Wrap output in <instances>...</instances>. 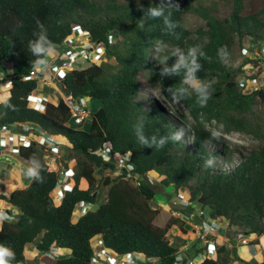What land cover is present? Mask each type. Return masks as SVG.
Wrapping results in <instances>:
<instances>
[{
    "label": "trees",
    "instance_id": "16d2710c",
    "mask_svg": "<svg viewBox=\"0 0 264 264\" xmlns=\"http://www.w3.org/2000/svg\"><path fill=\"white\" fill-rule=\"evenodd\" d=\"M154 2L159 0H0V70L12 82L11 96L0 102V125L35 123L43 132L63 137L77 154L71 176L74 185L65 190L61 203H55L51 194L60 186L61 173L45 159L47 148L36 140L21 147L20 156L38 165L41 180L33 178L25 188L0 194L2 205L19 210L18 218L4 221L0 228V242L13 247L16 264H28L30 245L35 246V255L52 247L65 251L55 264H93L92 239L98 235L106 248L120 256L134 253L142 255L144 264H179L178 245H173L168 234L174 227L186 233L188 223L175 217L160 225L163 209L152 205L159 195L195 223L208 218L229 222V229L250 236L248 244L260 243L254 235L264 234V121L255 120L252 112L254 106L264 104V89L242 90L238 79L242 68L235 69L231 61L236 45L246 38L264 44V0H227L233 9L225 18L216 11V0L210 4L174 0L179 9H171L172 19L178 23L173 32L165 30L163 18L142 20L143 8L155 6ZM189 13L205 21L194 32L185 26ZM37 20L45 25L57 49L78 32L77 27L105 48L100 63L69 70L60 80L64 98L54 97L42 110L31 107L27 99L40 89L41 82L27 78L35 69L36 57L27 45ZM157 41L167 47L157 50ZM193 46L204 53L197 75L212 86L213 95L205 107L196 103L195 94L173 100L166 89L178 87L182 76L161 80L159 74L164 67L159 57L170 49L179 47L186 52ZM222 46L230 52L227 65L217 55ZM176 60L177 56H171L167 65ZM142 72L168 101L187 109L189 117L185 118L191 128L186 135L192 140L181 135L180 140L169 141L160 149L139 144L134 126L141 119L149 137L182 133L183 127L165 102L143 92ZM81 97L100 103L90 113L85 130L71 124L67 102ZM208 124L218 125L224 133L249 134L261 145L244 150L221 135L219 140L211 139ZM107 146L111 153L128 157L133 175L138 176L136 183L134 177H126L125 168L120 174L97 177L99 170H118L115 161L107 160L103 153ZM208 157L214 158L212 167L205 166ZM149 175L155 180L148 179ZM83 179L88 182L86 189L81 188ZM101 187L107 189V199L97 206ZM179 194H185L187 205L174 202ZM80 202L94 206L76 218ZM204 213L208 216H202ZM216 251L214 256L207 248L198 252L204 255L199 264H243L227 243L216 245ZM252 262L264 264V260Z\"/></svg>",
    "mask_w": 264,
    "mask_h": 264
},
{
    "label": "clouds",
    "instance_id": "9594fccd",
    "mask_svg": "<svg viewBox=\"0 0 264 264\" xmlns=\"http://www.w3.org/2000/svg\"><path fill=\"white\" fill-rule=\"evenodd\" d=\"M154 3H155V6H151V4H149L148 7L143 8L142 20L143 21H147V20H155V19H158V18H163V23L165 25V30L168 31V32H173L178 27V23L172 19V11H171V9H172L173 6H175L177 9H179L178 3H175L174 0H159L158 3H156V2H154ZM140 7H143V6L140 4ZM78 33H79V31H78ZM32 35H33V38L28 41V45H27L28 51L31 52L32 56L36 57V59L33 61V65L32 66L34 68H36L37 71H41V72L46 71L49 68L50 59L54 58L55 55H56V46H55L54 42L49 38V35H48V32H47V29H46L45 25L39 20L36 21V30L33 31ZM80 36H82V35H80ZM253 45L255 47H257L258 50H260V51H262L263 48H264V44L260 45L259 43H255V42L252 45L246 47L244 45V41H243V44L240 45L241 53H242V48L243 47L249 48L250 51L253 52V50L255 48ZM166 47L167 46L164 44L163 41H157L156 42L157 50L163 51ZM57 51H58V49H57ZM217 55H218L219 60H220L221 63H223L225 65H227L229 63V61H230V52H229V50H228V48L226 46H222L221 48H219L218 52H217ZM242 55L244 56L243 53H242ZM171 56H177V60H176V62L174 64H172L169 67L167 65V61H168V59ZM203 56H204V53L202 51H200L197 46H193V47L188 48L186 52H185V50H183L182 48H179V47L174 48V49H170L168 51V54L163 55V56L158 58L160 60V63L164 65V67H162L160 69V73H159L160 77H161V80L165 76H168V77H171V76H177V77L178 76H182V79L180 81V85L178 87H168L166 89L167 93L176 102H179V101H182L184 99L190 98L193 94H195L196 103L199 104L201 107H205L207 105L208 100L212 97L213 92H212L211 84L208 83V82H205V80L203 78H200L197 75L198 70H200L202 68V64H201L199 58H201ZM244 57H246V61H249L248 64H251L253 62V59H251L250 57H247V56H244ZM104 59H105V57H104ZM243 69L244 68H242V71L240 73L244 72ZM247 76L248 75L244 74L242 77H238V79H239V87H240L241 80L245 79ZM7 80L10 82V86H6L2 82H0V86H1V88H4V89L8 90V89H11L12 82L8 78H7ZM54 80H57V82H58V81H60L62 79H54ZM40 81H42V80H40ZM57 82H55L56 88H57ZM241 89L244 90L243 88H241ZM55 91H58L61 94H63V91H62L61 88L55 89L51 95H53L56 98H58V97L55 95ZM39 92H40V89H37V90L33 91L28 96L27 99H28L29 105L31 107H33L32 104H40V102L38 100H34L33 99L34 97H38L39 95L48 96V98H49L48 103L51 102L52 100H54V97H51L50 94L49 95H44V94H40ZM246 92H248V91H246ZM58 99H60V98H58ZM88 100H90V99L88 98ZM45 107L37 106V107H33V108H37V109H41L42 110ZM89 120H90V118H89ZM28 123H30V122H28ZM84 123H82V124H84ZM33 124H35V123H33ZM71 124L72 125L74 124L72 122V120H71ZM35 125H37V124H35ZM78 125H81V124H78ZM37 126H39V125H37ZM9 127L11 128V130L16 131L15 124L12 125V126H9ZM134 128H135V134H136L137 140H138V142H139V144L141 146L150 147V148L155 147L156 149L163 148L165 146V144L168 143L169 141H178V140H180L181 139V135H182V133L177 132V133H173L171 136H159L158 137L156 135H152L151 137H149V136H147L145 134L143 119H141L134 126ZM44 133H46V132H44ZM48 135H50V134H48ZM54 136H56V135H54ZM57 138L59 140L58 144H61V141H60L61 137H57ZM211 139L219 140V133L218 132H212L211 133ZM31 141H33V140H31ZM58 144H56L54 146H57ZM46 148H47V151L52 149L51 147H46ZM106 148L110 149V146H107ZM106 148H104L103 150H105ZM0 153H2V154H4V153H6V154L7 153L14 154V153H12L10 151H6L4 149H3V151H0ZM20 153H21V148H20ZM20 153L16 154V155H20ZM103 153H104V151H103ZM109 153L112 156L116 155V154L111 153V151H109ZM116 156H118V155H116ZM122 158L125 159L126 162H129L128 161V157H122ZM214 162L215 161H214L213 157H208L207 159H205V166L206 167H212L214 165ZM117 167H118V170H116V171H119V174L122 173L123 168H125L127 170L126 167H122L121 169H120L119 166H117ZM126 173H127V171H126ZM23 174L26 177L34 178L36 180H41L40 176H39V173H38V171H37V169L35 167L25 168L24 171H23ZM126 177H127V175H126ZM148 178L150 179L149 176H148ZM63 180H64V178H63ZM63 180H62V182H63ZM61 183H60V186H61ZM60 186L58 188H56L51 194V197H52L53 200H54V197L57 198V200H58V201L54 200L55 203H61L62 202V200L64 198V195H65V190L68 188L67 187L65 189H62V192H59L58 189H61ZM93 206H94V204H93ZM93 206L90 209H92ZM77 209H78V205H77ZM77 209H76V212H77ZM0 210H6V211L12 213L15 216L14 219H11L10 216L0 213V224L1 225H2V223L4 221L15 220L17 218V216L15 215V212H13L12 210H10L8 208L6 209V207L5 208H0ZM80 215H82V214L77 215V213H76V218H79ZM228 229L229 228H226V230H228ZM96 237H98V238H100L102 240V247L101 248H103L106 252H108V253H110V252L111 253L112 252L116 253L113 250H110V249H108V248H106L104 246V242H103V239L101 238V236L98 235V236H95L94 238H96ZM93 239H92V245L94 246ZM248 239H249V241L251 240L250 236H248ZM249 241H248V243H249ZM241 243L242 244H248V243H243L242 241H241ZM54 248H55V250L53 251V253L55 254L56 251L59 250V249L56 248V247H54ZM205 248H207V245H206ZM95 250H96V248H95ZM95 253H96V251H95ZM40 254H41V252H39L38 255H35V260L33 262L39 260V257H40L39 255ZM56 258H57V256L55 254L54 258L46 257V258H43L42 260H43L44 264H46V260H50V259L56 260ZM102 260H104V259H101V261ZM182 260H183V258H182ZM33 262L31 264H33ZM144 262H145V260H144ZM199 263L200 262H198V264ZM0 264H16V253H15V250L9 244L4 243V242H0Z\"/></svg>",
    "mask_w": 264,
    "mask_h": 264
},
{
    "label": "rangeland",
    "instance_id": "374dc122",
    "mask_svg": "<svg viewBox=\"0 0 264 264\" xmlns=\"http://www.w3.org/2000/svg\"><path fill=\"white\" fill-rule=\"evenodd\" d=\"M212 0H201V2L204 3H211ZM217 1V9L216 11L218 12L219 16L221 18H225L228 17L231 14L232 11V5L227 2V0H216ZM205 24V21L203 19H201L199 16H197L196 14L193 13H189L186 15L185 17V26L190 29L191 31H196L197 29H199L200 27H202ZM74 38L77 40V42L83 43L84 42V37L80 36L78 32H74L73 34ZM254 42L252 39L250 38H246L244 40V45L246 47L252 45ZM57 49V48H56ZM59 53L58 54H62L64 55V51L67 52V54H70V56H72V59H76L75 64L79 66V68H85L87 66H89L91 64V62L86 61L83 57H82V50H80L77 54V49H75L73 46L68 45L67 43H64L63 45L60 46V48H58ZM76 54V55H75ZM234 55L235 58L231 61V66L234 67L235 69L238 67L244 68L243 71L244 72H248V73H254L256 71V66L253 64H248L249 61H246V57H244L241 53L240 50V45L237 44L235 49H234ZM108 62L110 64L115 65L116 62L114 59H109ZM238 73L239 77H242L245 73ZM140 79H141V83H142V89L143 92L148 95L151 96L153 98H155L157 101H159L160 103L165 102L166 105L175 112V118L179 121L182 122L183 127H182V136L184 137V139H191V137H189V135H186V132L191 128L190 124L188 123L187 119L185 118L186 116L189 117V113L187 111V109L185 107H182L178 104L172 103L170 101L167 100V98L164 97V95L162 94L161 90L159 87L151 85L148 80L146 79L145 76V72H142L140 75ZM55 82H57V80L52 79L50 76L44 74L43 75V79L40 82V89H43L45 92L49 93L50 95L53 93V91L57 88H60L57 85H55ZM6 90V89H5ZM51 97H54L53 95H51ZM89 110L95 111L97 108L100 107V103L91 99L89 100ZM176 113H179L181 115H178ZM252 115L254 116L255 120L257 121H264V104H258L256 106H254ZM191 120V119H190ZM90 120L87 119L86 122L84 124L78 125V124H73L74 127L76 128H81V129H87L89 126V122ZM207 129L211 130L212 132H218L219 135L223 136L224 138L228 139L233 145H237L238 147H243L244 150H249L252 148H258L261 145V142L259 140H257L256 138H254L253 136L243 133V132H239V131H234L232 133H224L221 128L218 125L215 124H208L207 125ZM191 136V135H190ZM65 140V139H64ZM66 142V140L64 141ZM63 141L61 142L60 148L56 149V146L51 147L52 149L48 150L46 153V160L48 162L49 165H51L53 168H55L57 171H59L61 174L64 175V180L61 183L60 188L64 189L65 187H69V186H73L74 185V181L72 180L71 176H72V169L75 167V162H76V158H77V154L75 151L72 150L71 146L66 142L64 143ZM0 151H3V149L0 148ZM10 154V153H8ZM104 154L107 158V160H116L115 156H112L109 151L108 148L105 149ZM234 160L237 161L238 160V155H235ZM18 162L15 158H13V156H7L5 155L2 156L0 158V167L1 169L3 168L2 165H4L7 162ZM26 168H28V166H25ZM4 172V170H3ZM0 172V177L4 176V173ZM119 174V171H115L113 172L112 170L109 169H102L99 170L97 172V177L100 178L102 176H108V175H116ZM150 180L153 181L155 180L154 176L149 175ZM157 178V177H156ZM149 179V178H148ZM70 183V184H69ZM81 188H88V182L84 179L81 182ZM107 198V189L104 187H101L100 189V195H99V201H97V206L100 204V202H105ZM174 202L179 205L182 204L180 201H178V199L176 198L174 200ZM153 207H162L163 212L160 216V219L158 221V223L160 225H165V223L167 221H169L171 218H175V210L172 209V204L171 203H166L165 199L163 197V195H159L156 199V203L153 201L152 203ZM206 213H207V209H206ZM202 214V216L207 217L208 214ZM15 215L19 216V211L15 212ZM243 231V229H240ZM239 231L236 230V233H238ZM189 233V232H188ZM221 236H223L224 234H220ZM196 235H194L195 237ZM193 237V234H191V231L189 234H180L173 232V229L170 231V233L168 234V238L172 241L173 245H178L179 248V252L183 255V260L180 264H187L189 259L193 256H195V254H197L198 252H195V248L197 246H201L202 240L204 238H200V240H196ZM198 237V235H197ZM213 236H210V239L213 240V242L218 245L221 246V240L217 239L216 241L212 238ZM237 241L241 243V240H239V238L236 236ZM194 240V241H193ZM190 242V243H189ZM217 242V243H216ZM188 244L187 247L183 246L185 244ZM224 243H227V245H229L230 247H233V245L237 246V243H233L231 240V237H227V235H224ZM204 244V243H202ZM234 246V247H236ZM34 245H30L29 248L27 249V257H28V263L31 264L34 260H35V254H34ZM233 247V248H234ZM246 248H248V251L252 254V256L255 257V259H257L258 261H263L264 260V245L261 244H257V245H248ZM190 252V255H186L187 252ZM56 256H60V255H64L65 251L63 250H58L56 253ZM189 256V257H188ZM186 257V258H185ZM133 258H134V262L139 264H144V259L142 257V255L140 254H133ZM197 260H199L197 258ZM50 264H52L54 262V259H50L49 260ZM249 264H253L252 260H250Z\"/></svg>",
    "mask_w": 264,
    "mask_h": 264
},
{
    "label": "built area",
    "instance_id": "2783aa9c",
    "mask_svg": "<svg viewBox=\"0 0 264 264\" xmlns=\"http://www.w3.org/2000/svg\"><path fill=\"white\" fill-rule=\"evenodd\" d=\"M77 30L79 31L80 35L85 37L84 42H77L74 36H70L67 38V41L65 43L77 49L76 54L80 50H82V57L86 61H89L91 63H100L104 59L105 48L96 45L94 42H92V40L89 38L88 32L82 30L79 27H77ZM110 39H113V36H111ZM58 53L55 55L54 58L50 59L49 68L46 71H37V69L35 68L31 72L30 76H28L27 78H37L39 80H42L44 74H49V76L53 79H64L69 70L79 68V66L75 64L76 59H72L73 57L70 56V54H67L66 51L63 52L64 55H60ZM242 53L244 54V56L253 59V62L251 64L256 66V71L252 74L245 72V74L248 76L245 79L241 80L240 87L243 88L245 91H256L264 89V48L262 51H260L257 47H255L253 52H251L249 48L243 47ZM0 82H2L6 86H10V82L7 80V77L2 70H0ZM55 95L58 98H64V95L58 91H55ZM33 99L38 100L40 102V104H32L33 107H45L49 101L48 96L41 95H39L38 97H34ZM67 102L71 108L72 122L74 124H82L90 118L91 111L89 110L90 103L88 98L81 97L78 100ZM15 129L16 131L11 130V128L7 124L0 125V147L14 154H19L20 148L22 146L27 145L31 140H37L40 144H43L46 147H52L59 143V140L56 136L44 133L39 126L33 123H16ZM108 151H110L109 148ZM115 158L116 165L119 166L120 169L122 167H126L127 178L134 177L133 182L136 183L138 176L136 174L133 175V165L129 162H126V160L120 156L115 155ZM177 199L183 205L188 204V199L185 194H179ZM54 200L58 201L55 197ZM92 206L93 204L89 202L79 203L76 212L77 215L85 213ZM0 213L10 216L11 219L15 218L12 213L6 210H0ZM174 215L175 217H180L186 220L187 222L192 223L196 228L195 230L198 231V237L204 238L203 240L206 241L205 244L207 245L208 254L210 256H214L216 254V244L213 242V240L210 239V236L219 234L222 231L226 230V228H229V222H223L208 218L204 219L202 223H195L192 221L191 216H187L180 211H175ZM237 237L243 243H248L249 241L248 236H246L243 232L237 233ZM93 244L96 248V253L93 257L94 264L100 263L101 259H106L105 261L107 262V264H135L133 258L134 253H127L123 256H120L117 253L113 252L108 253L103 248H101L102 240L98 237L93 239ZM54 250L55 248L52 247L50 251L41 252V254L39 255V260L33 262V264H44L42 259L46 257L54 258ZM182 258L183 255L179 253L178 259L181 261ZM197 258L199 259V261L197 260ZM203 260L204 255L201 253H197L195 256H193V258L189 259L188 264H198V262H201Z\"/></svg>",
    "mask_w": 264,
    "mask_h": 264
},
{
    "label": "crops",
    "instance_id": "0c3cea01",
    "mask_svg": "<svg viewBox=\"0 0 264 264\" xmlns=\"http://www.w3.org/2000/svg\"><path fill=\"white\" fill-rule=\"evenodd\" d=\"M57 53H58V51L56 49V54ZM48 76H49V74H48ZM39 93L40 94H44V95H49V93L45 92L43 89H40V92ZM10 96H11L10 89H8V90L6 89L5 90L4 88H1V86H0V101L1 102L6 101ZM60 141L61 142L62 141L64 142L65 140H64L63 137H61L60 138ZM64 143H66V142H64ZM60 145H57L55 148L56 149H59L60 148ZM5 155H7V156H13V158H15L18 161V162H12V161H10V162H7L4 165H2V167H3L2 169L0 167V172H3V170H4V172H3L4 173V176H1L0 177V194H2V193L11 194L16 189L25 188L32 181L33 178L26 177L23 174V171L26 168L25 166L35 167L37 169V171H38V165L35 164V163H33V162L28 161L27 159L23 158L20 155L11 154V153L10 154H8V153L7 154L6 153H4V154L0 153V158L2 156L5 157ZM45 159H46V155H45ZM65 188H67V187H65ZM58 190H59V192H62V188L61 189H58ZM99 195H100V191H99ZM0 208H5V206L0 203ZM11 210L13 212L19 211L17 209H11ZM187 223H188L187 224V229L188 230H187L186 233H184L183 231H181V229L179 227H174L173 232H175V233H178L179 232L180 234H189L190 231H191V234H193V237H194V235H196L194 238L197 241L200 240V238L197 237L198 231L195 230L196 228L194 227V225L192 223H190V222H187ZM0 228H1V224H0ZM236 230H238V229H228V230H224L221 233L214 235L212 238L215 241L217 239H220L221 240V243L220 244L223 245L224 244V235H227V237H231L232 242L233 243H237V246L236 245H233V247L236 246V252L239 254L240 258H242L243 264H248V263H250V260H254L255 257L252 256L253 253L251 254L248 251V248H246L250 244H240L237 241L235 235H233V234H235ZM220 234H224V235L221 236ZM255 238H259V241H260L259 245H261V244L264 245V234L262 236H256V235H254V239ZM205 242L206 241L202 240V243H204V244L201 243V246H197L195 248V252H202L203 250H205V248H204V247H206ZM183 246L187 247L188 244H185ZM234 249H235V247L233 248V250ZM186 255H190V252L188 251L186 253ZM191 258H193V257H191ZM181 262L182 261H180L179 264ZM46 264H50L49 260H46ZM52 264H55V260H54V262ZM98 264H107V262L105 260H102ZM135 264H139V262L138 263H135Z\"/></svg>",
    "mask_w": 264,
    "mask_h": 264
},
{
    "label": "water",
    "instance_id": "95a60500",
    "mask_svg": "<svg viewBox=\"0 0 264 264\" xmlns=\"http://www.w3.org/2000/svg\"><path fill=\"white\" fill-rule=\"evenodd\" d=\"M57 85L62 89L63 84H62L61 81H58ZM63 178H64V175L61 174V177H60V180H59L60 183L62 182ZM234 251L236 252V247H235Z\"/></svg>",
    "mask_w": 264,
    "mask_h": 264
}]
</instances>
